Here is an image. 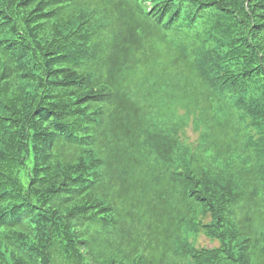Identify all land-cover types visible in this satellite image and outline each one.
<instances>
[{"label":"trees","instance_id":"1","mask_svg":"<svg viewBox=\"0 0 264 264\" xmlns=\"http://www.w3.org/2000/svg\"><path fill=\"white\" fill-rule=\"evenodd\" d=\"M0 264H264V0H0Z\"/></svg>","mask_w":264,"mask_h":264},{"label":"rangeland","instance_id":"2","mask_svg":"<svg viewBox=\"0 0 264 264\" xmlns=\"http://www.w3.org/2000/svg\"><path fill=\"white\" fill-rule=\"evenodd\" d=\"M153 66L154 65L152 64L151 67ZM191 80L192 73L189 70L184 69L181 81L168 82L169 85L166 87L167 94L162 93L158 96H154L153 101L159 108L162 109L164 113L174 115L177 119L183 118L185 115L186 117L190 114L196 115L201 122L207 124V130L205 128L204 129L206 132L208 131V133L211 134V142L219 149V151L223 153L227 148L226 139H221V135L224 133L223 128L218 119L208 111L207 107L202 102H198L192 97ZM188 134L192 139L196 137V134L193 132L191 126L188 128ZM205 142L206 141L204 139H200L196 146H192L189 149L186 155L181 158H177L176 161H174V165L176 166L181 164L184 167L196 166L200 169L208 168L211 160L206 161L201 157V148ZM208 239L209 238L204 234L198 236L199 244L212 246Z\"/></svg>","mask_w":264,"mask_h":264}]
</instances>
